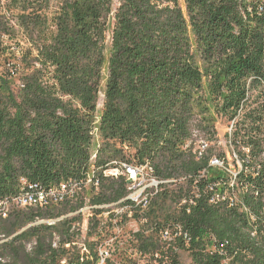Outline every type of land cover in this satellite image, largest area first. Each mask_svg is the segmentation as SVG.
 <instances>
[{
	"label": "trees",
	"instance_id": "16d2710c",
	"mask_svg": "<svg viewBox=\"0 0 264 264\" xmlns=\"http://www.w3.org/2000/svg\"><path fill=\"white\" fill-rule=\"evenodd\" d=\"M13 10L31 47L0 65V202L20 191L21 179L51 187L87 173L90 205L117 202L125 180L104 172L148 164L176 182L159 186L146 225L131 234L136 253L158 254L157 264H179L180 252L189 264H221L214 250L223 249L236 255L232 264H264V0H62L51 18L47 0H10ZM15 36L0 15V49ZM219 119L242 169L226 193L220 188L224 204L201 195L188 213L179 185L193 180H177L206 168L213 150L198 161L182 146L193 129L216 142ZM81 206L0 214V264H96L99 239L84 244L93 261H81L86 252L73 245L72 225L85 214L38 222ZM175 221L191 236L189 245L173 244L178 255L158 237ZM98 227L91 219L87 237L102 236Z\"/></svg>",
	"mask_w": 264,
	"mask_h": 264
},
{
	"label": "built area",
	"instance_id": "2783aa9c",
	"mask_svg": "<svg viewBox=\"0 0 264 264\" xmlns=\"http://www.w3.org/2000/svg\"><path fill=\"white\" fill-rule=\"evenodd\" d=\"M92 134L96 136V129L93 130ZM203 143H210L207 137L199 132L197 129H193L190 133L189 138L185 141L182 147H184V151L189 153L193 160H195L196 156H199V150L202 147ZM233 158L240 165V168L237 171L228 170L227 165L225 164V160L217 157L213 159L212 169L202 171L197 174V181L195 182H186L185 188L183 192L180 194V206H185V197L187 196V188H197L199 185H207L209 186V193L207 194V199L213 201V197L215 195V182H222L225 185V193L227 189V182L233 178L235 174H239L242 168V161L237 157V155H233ZM216 165H223V172H216ZM121 171V172H120ZM107 173L109 175H107ZM105 176H112L114 178L123 177L125 180V187H128V196L123 197V202H138V208L144 206L145 201L149 200L150 197H156L160 192L161 188L159 187V178H154V170L153 167L145 164V165H128L121 164L119 168L108 170L104 172ZM93 173H87L83 180H67L62 181L57 185L51 187L44 186H35V183H29L24 179L20 180V191L9 198H5L0 202V214L7 215L10 207H16L19 209L26 208H42V207H51L56 204V202H70L73 204L74 201H82L89 200L86 195L85 188L88 186L91 181ZM95 187V191L98 190V181L94 180L93 183ZM175 186V185H174ZM194 197V196H193ZM224 204V198H223ZM191 209H186L188 213ZM123 207L120 208L115 215H111L110 218H102L99 217V222H107L114 223V229L124 224H120V216L125 214ZM87 215L86 218L89 219ZM140 221H145L147 219H138ZM76 227H82L80 222L76 221ZM103 234H105V239L112 240L114 239L113 231H107V229H102ZM138 231H132V233H136ZM102 234L101 232H98ZM95 237V236H94ZM159 240L161 243L165 244L168 247H172L174 252L179 253L178 249H175L173 246V239H183L189 245L190 243V234H183V227L180 229H175V231L171 233H162L159 230L158 233ZM75 245V243L73 244ZM98 246L99 248L102 247ZM55 246V244L53 245ZM76 246V245H75ZM68 248L69 246H65ZM96 254V264H101L105 262L108 258V254L106 251H98ZM81 250V249H80ZM216 254H218L222 261L221 264H232V260L236 259V255H233L232 252H227L223 249L214 250ZM243 252V251H242ZM149 256V255H148ZM94 257V259H95ZM155 258H158V254L154 255ZM248 257H250L248 255ZM167 261V258H164Z\"/></svg>",
	"mask_w": 264,
	"mask_h": 264
},
{
	"label": "rangeland",
	"instance_id": "374dc122",
	"mask_svg": "<svg viewBox=\"0 0 264 264\" xmlns=\"http://www.w3.org/2000/svg\"><path fill=\"white\" fill-rule=\"evenodd\" d=\"M62 0H47L48 2V10L46 11V14L49 18L52 17V15L55 13V11L59 7V3ZM10 0H0V15L6 16L7 19L10 20V24L13 25L15 30V38L14 39H8L7 37H4L1 41L3 42V49H0V65H8L9 61L12 63H15L16 60L19 59L21 48H29L31 47L30 43L27 42L25 38H23V35L21 33L20 28L16 25V18L15 15L17 13V10L13 11H7L9 7ZM116 4V3H115ZM116 6V5H115ZM114 6V7H115ZM113 7V8H114ZM107 38L109 39V33L107 35ZM109 43V41H108ZM5 52V53H3ZM9 52L13 54H9ZM103 96L102 94L99 95L98 99V105H97V115L100 113V109L102 106ZM216 131H217V140L216 142H210L209 147L212 148V156L213 157H220L225 160V164L227 165L228 169L231 171H237L240 168V165L236 162V160L233 158V155L240 156L231 146L230 144V134L231 130L230 127H228V123H226L224 120L219 119L216 124ZM95 146H92V151H94ZM214 154V155H213ZM242 169V168H241ZM107 172V171H106ZM121 172V171H120ZM216 172H222L220 170H216ZM107 175H109L107 173ZM179 182H183L178 180ZM182 190L185 188L184 185H179ZM165 188L171 190L174 189V185H167ZM89 189V186H86L85 192L87 193ZM162 191V190H160ZM176 191V193L179 195L181 192ZM190 194V193H189ZM187 194V196L189 195ZM186 196V197H187ZM89 200H86V205L88 206ZM170 205L171 211H175V208H179V205L175 203L167 202V205ZM122 208V207H120ZM120 208L116 209L115 206L112 204H105L104 207L102 205L101 209H88L85 212H82L83 216L78 218V222H80V225L82 227H77L81 229L80 235L77 236L75 239V245L77 249H81V252H86L87 250L84 247L85 241H99L98 246H101V248L98 247V251H106L108 254V258L105 262L101 264H157L154 259L151 258L148 255H140L139 253H136L134 249L132 248L131 243V234L132 231H139L142 226H145L147 223L146 221H140L138 219H144V215L146 213V209H144L141 212H133L132 213H125L123 216H120V224L119 227H116L114 229V223H107V222H99V227L97 228V232H103L102 229H107V231H113V235L115 236L114 239L108 240L100 237H87V231H88V223L91 219L96 217V220H99V217L102 218H110L111 215H115V212H117ZM167 208V207H166ZM97 210H102L100 214H97ZM132 214V215H131ZM79 215V214H78ZM74 215V216H78ZM87 215L89 216V219L86 218ZM71 216V217H74ZM139 216V217H137ZM149 224V220H148ZM147 224V225H148ZM76 227V224H75ZM88 238V239H87ZM70 246V245H69ZM87 254V252H86ZM178 255V254H177ZM178 262L179 264H189L190 260L188 259L187 255L185 253H179ZM94 260V256H93ZM88 260V261H93ZM163 264H168V262H164Z\"/></svg>",
	"mask_w": 264,
	"mask_h": 264
},
{
	"label": "bare ground",
	"instance_id": "6f19581e",
	"mask_svg": "<svg viewBox=\"0 0 264 264\" xmlns=\"http://www.w3.org/2000/svg\"><path fill=\"white\" fill-rule=\"evenodd\" d=\"M182 149L184 150V147H182ZM208 149H209V143H203L202 144V147H201V149L199 150V156H196V160H202L206 155H207V152H208ZM211 155V154H210ZM207 157V156H206ZM214 158H216V157H210L209 159H208V163H207V167L206 168H204V169H202V170H200L198 173H200V172H202V171H206V170H211L212 169V164H213V159ZM206 159V160H207ZM216 170H220V171H222L223 172V165H216ZM229 170V169H228ZM197 173V174H198ZM236 176H237V174H235L234 176H233V178H232V181L236 178ZM154 178H157V177H155L154 176ZM238 178V177H237ZM177 179V178H176ZM178 180H180V181H183V182H185V181H189V180H193V182H195V181H197V175H194V176H192V174H191V176L190 175H188V176H184L183 178L181 177L180 179H178ZM177 180V181H178ZM169 182H176V180H167V181H163V180H160L159 179V186L162 184L163 185V183H169ZM234 182V181H233ZM229 183V182H228ZM235 184V183H234ZM35 186H42L41 184H38V183H35ZM202 186V188H199V187H197V188H193V190H191V192H190V194L187 196V197H185V205H186V207H187V209H190V207L195 203V201H196V199H198V198H201L200 196L202 195L203 197H206L207 198V194L209 193V186H207V185H201ZM223 186V184H222V182H215V195H217V196H214L213 197V201H210L209 199H206V200H208V202L210 203V204H214V203H220L219 201H223V198H224V201H225V196L222 194V192H221V190H220V188ZM228 186V185H227ZM125 189H126V195H125V197H127L128 196V187H125ZM222 189V188H221ZM226 195V194H225ZM194 196V197H193ZM229 196V195H228ZM238 196V195H237ZM232 197V196H231ZM152 198H154V197H150V199L149 200H147V201H145V203H144V206L143 207H141V208H138V202H123V198L122 199H120V200H118L117 202H113V203H110V204H112L113 206H115L116 207V209H118V208H120V207H123V209L124 210H127V211H125V213H132V211L133 212H141V211H143L144 209H148V207H149V204H150V201H151V199ZM228 198V197H227ZM237 199V198H236ZM235 198H232V199H229L230 200V202H231V204H234V202H235V200H236ZM203 200V199H202ZM179 201V200H178ZM67 205V204H69V205H71V206H73V207H77V206H79V205H82L81 207H79V208H77L74 212H69V213H67V214H65V215H62V216H60V217H58V218H55V219H51V220H46V221H44V220H39L38 222H46V223H48V224H54L55 222H57V221H60V220H62V219H64V218H66V217H71V216H74V215H81V214H83L82 212H85L86 210H88V209H101V207H102V205H90V201H89V203H88V206L86 205V200H82V201H74L73 202V204H71L70 202H56V204L54 205V206H60V205ZM176 204H178V203H176ZM209 204V205H210ZM221 204V203H220ZM104 205L105 204H103V207H104ZM180 205V204H179ZM51 207H53V206H51ZM181 207V206H180ZM193 207V206H192ZM232 207V206H231ZM42 208H45L46 209V207H42ZM42 208H38V209H42ZM247 208V207H246ZM74 209V208H73ZM186 209V208H185ZM239 209V208H238ZM242 209V208H241ZM244 209V208H243ZM31 210V209H30ZM70 210V209H69ZM45 211V210H44ZM243 211H245L246 213H248V211H246V210H243ZM261 211H263V210H261ZM188 212V211H187ZM249 213H251V212H249ZM255 213H257V212H255ZM147 214V213H146ZM242 214V213H241ZM78 215V216H79ZM132 215V214H131ZM239 215H240V213H239ZM6 215L5 214H2V217H5ZM123 216V215H122ZM244 216V215H243ZM255 216V215H254ZM257 216V215H256ZM261 216V215H260ZM137 217H139V216H137ZM249 218V217H248ZM144 219H146L145 217H144ZM251 219L252 220H254V217H252L251 216ZM259 220V219H258ZM146 221V220H145ZM257 221V220H256ZM176 222V221H175ZM174 222V223H175ZM250 222V221H249ZM258 222V221H257ZM75 224H76V222L75 223H73V225H72V230H75L76 232H78L79 234H77V236L78 235H80V232H81V229L80 228H77V227H75ZM170 224V223H169ZM257 224V223H256ZM171 225V224H170ZM255 225V224H254ZM253 226V225H252ZM256 226V225H255ZM182 227V225L181 224H179V223H177L176 222V224H172L170 227L168 226V228H166V229H164V230H160L162 233H171V232H173V231H175V229H180ZM245 227H249V226H245ZM255 228H257V226L255 227ZM250 230H251V228H249ZM253 229H254V227H253ZM248 230V229H247ZM249 230V232H251ZM257 230V229H256ZM246 231V230H245ZM247 232V231H246ZM258 233V232H257ZM183 234H189L185 229H183ZM255 234H256V232H255V230L251 233V236L253 237V236H255ZM247 235V234H246ZM248 236V235H247ZM250 236V237H251ZM257 236V235H256ZM254 239V238H253ZM178 240H182L183 241V239H173V244H178ZM181 241V242H182ZM253 241V240H252ZM180 243V242H179ZM74 244V243H73ZM183 244H185V245H188L187 244V242L186 241H183ZM67 246H69V245H67ZM87 252V251H86ZM81 259V261H83V260H93V257L91 256V255H88V254H86V256H84V257H81L80 258Z\"/></svg>",
	"mask_w": 264,
	"mask_h": 264
}]
</instances>
